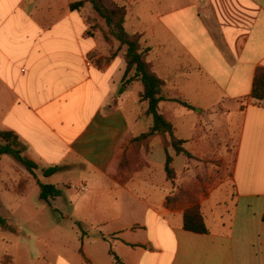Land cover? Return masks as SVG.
I'll return each mask as SVG.
<instances>
[{"label":"crops","instance_id":"crops-1","mask_svg":"<svg viewBox=\"0 0 264 264\" xmlns=\"http://www.w3.org/2000/svg\"><path fill=\"white\" fill-rule=\"evenodd\" d=\"M78 1L0 0V131L20 137L39 167L35 175L59 165L68 169L55 175L80 178L85 190L68 197L73 216L97 233L78 240L77 255L44 253L37 263L11 256L0 264H115L111 249L123 264H264V103L252 99L264 68V0H207V10L193 0H162L150 26L137 31L165 95L191 107L160 104L191 157L166 147L160 135L135 141L153 126L140 101L143 87L122 86L125 50L99 68L96 61L112 46L88 23L87 6L71 10ZM207 116H216L220 134L240 129L235 202L209 209V232L196 233L184 228L186 209L170 201L177 188L165 168L168 153L176 172L191 175L194 158L216 150L197 120ZM220 155L229 162L227 150ZM8 156L0 157L1 209L2 195L40 191Z\"/></svg>","mask_w":264,"mask_h":264},{"label":"rangeland","instance_id":"rangeland-1","mask_svg":"<svg viewBox=\"0 0 264 264\" xmlns=\"http://www.w3.org/2000/svg\"><path fill=\"white\" fill-rule=\"evenodd\" d=\"M114 1L119 5L126 6L128 14L131 13L132 17L126 24L127 30L133 34H141V32L137 31H143L150 26V23L154 20L153 17L156 16V12L160 11L158 2L162 0ZM193 1L200 2L203 9L207 10V0ZM87 7L89 10L85 12H90L88 18L92 21L91 5H87ZM142 42H144V38ZM112 48L116 50L117 47L114 46ZM215 117L212 116L211 119V117L208 118L207 116L204 121L199 119V117L197 120L202 123V133L207 136L208 146L216 148V150L213 153H210L211 151L207 152V155L202 159L194 158L195 163L191 175H183L180 171H175L174 179L169 180L177 188V194L170 201L181 205L186 210L192 206H199L203 217L205 215L208 217L209 209L215 211L221 209L224 205L231 207L235 202L233 197L235 195L233 164L240 129L232 126L229 131H222L220 134V130L216 129L217 121ZM196 129L197 133L201 130L199 127H196ZM164 141L166 147L171 146L168 140ZM223 147L227 150V153H230L228 163L224 162L223 156L220 155L224 150ZM8 158L14 160L10 156ZM77 166L79 169L85 170L83 165ZM25 169L19 164V172L23 174L22 170ZM75 177L76 175L71 172H66L51 178H45L41 170H38L36 178L32 175L35 183L39 181L50 183L62 190V196L51 199L49 203L42 201L39 197L40 191L37 192L34 188H30L26 192H24L25 188H19L18 194L1 196L4 207L2 209L0 207V215L7 221L9 228L0 227V263L11 261V256H21L32 263H37L41 254L44 253L63 252L77 255L78 240L83 242L84 239L87 242L88 238L93 237L97 233L96 228L78 221L73 216L71 200L69 201L68 197L81 195L74 193L75 190L72 189V186L80 187L81 180ZM10 201H12L11 204ZM17 202L20 203L19 207ZM28 204H35L36 210L29 213L24 208ZM11 205L16 206L15 209L10 210ZM30 214L33 217L28 219ZM2 239L5 240V243L2 242Z\"/></svg>","mask_w":264,"mask_h":264},{"label":"trees","instance_id":"trees-1","mask_svg":"<svg viewBox=\"0 0 264 264\" xmlns=\"http://www.w3.org/2000/svg\"><path fill=\"white\" fill-rule=\"evenodd\" d=\"M87 5L92 8V21L88 18V23L92 28L100 29L104 35L106 42L112 47L116 46V50L110 51L107 57H101L96 61L99 68H103L112 59L122 53L126 63V70L122 80V86L132 83H140L143 90L140 94V101L146 103L147 115L152 118L153 126L147 133L142 134L135 139L137 142H146L150 137L160 135L164 140H167L166 135L170 137V143L175 148L177 154L185 153L191 155L183 148L185 143L179 140L174 133L173 124L167 119L160 109V104L167 101H173L182 104L185 107L191 108L189 104L180 99H169L165 95V82L154 71L152 64L148 61L150 48L143 45V34L130 33L127 30V15L128 10L124 5H119L114 0H81L70 4L71 10H81ZM91 22V23H90ZM122 92V89L120 93ZM252 99L257 105L264 103V68H259L256 72ZM27 151L20 137L14 132L0 131V157L10 155L15 160L25 167L35 178V170L39 167L31 159L24 154ZM125 158V162H126ZM124 161L121 167H125ZM173 158L167 153L166 173L170 180H173L175 170L172 168ZM68 169L66 166H52L42 170L43 176L49 178L57 173H61ZM40 188V199L47 203L51 199L61 197L63 192L53 184H44L38 182ZM1 207V204H0ZM0 227L9 228L7 221L0 215ZM184 228L187 231L196 233H208L209 229L205 223V219L200 212L199 206H192L185 211ZM80 253L84 256V252L80 249ZM111 256L115 264H123L122 260L111 249Z\"/></svg>","mask_w":264,"mask_h":264},{"label":"built area","instance_id":"built-area-1","mask_svg":"<svg viewBox=\"0 0 264 264\" xmlns=\"http://www.w3.org/2000/svg\"><path fill=\"white\" fill-rule=\"evenodd\" d=\"M72 189L73 190H78V189H80L81 191H84L85 190V186H82V187H76V186H72Z\"/></svg>","mask_w":264,"mask_h":264}]
</instances>
